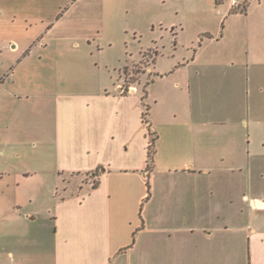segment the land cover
<instances>
[{"label":"crops","instance_id":"1","mask_svg":"<svg viewBox=\"0 0 264 264\" xmlns=\"http://www.w3.org/2000/svg\"><path fill=\"white\" fill-rule=\"evenodd\" d=\"M167 1L0 0V112L13 109L7 100L36 103L38 114L35 167L0 171V194L13 193L11 209L0 200V220L12 225L14 264H264V158L243 148L264 146V119L251 123L244 115L233 126L214 119L211 100L194 87L196 74L185 72L195 57L158 73L157 54L144 101L137 89L94 72L99 63L91 57L104 39L112 45L117 20L120 30L136 33L131 17L143 14L152 30L162 29ZM227 13L253 24H223L208 39L241 46L231 64L256 66L248 75L259 80L264 0ZM157 81L163 87L154 92ZM258 86L227 93L245 112L249 94L264 96ZM143 102L157 135L151 170ZM73 173L93 174L99 184L77 180L64 188L62 175ZM43 188L39 206L35 194Z\"/></svg>","mask_w":264,"mask_h":264},{"label":"rangeland","instance_id":"2","mask_svg":"<svg viewBox=\"0 0 264 264\" xmlns=\"http://www.w3.org/2000/svg\"><path fill=\"white\" fill-rule=\"evenodd\" d=\"M228 7L230 5L227 0L222 4H217L216 0H168L163 7L164 11L161 16L165 25L162 29L159 28L155 31L148 25L149 16L146 17L143 14L131 17L132 25L137 27L136 33L134 28H130L128 31L120 30L121 24L117 20L116 25L108 33V37L113 40L112 45H105L104 42L107 40L104 39L101 43L104 48L99 53L95 50V54L91 57L93 64L99 63L98 69H95L94 72L110 83L113 82L110 77L114 78V82L119 79V83L124 89L127 91L137 89L139 94L143 96L147 89V82L152 78L149 66L157 54L159 56L153 66L154 71L158 73L168 71L175 63L184 60L191 61L195 57L196 62L193 63L192 67H188L185 72L187 75L196 74L194 87L202 88L203 92H206L207 102L209 103L211 100L214 119H225L230 123V126L241 121L244 115L251 123L256 117L264 119V96L255 97V93L249 94L244 100L245 112H243L239 108L240 104L237 102V97H233V99L231 93H227L237 89V86L239 90L242 87H249L259 92L257 90L259 84L260 87L264 88V74L262 73L264 66H260L259 80L249 79V72H253V69H257V67L251 65L248 68L241 64L232 65L231 59H229L236 56L240 57L241 46L233 44L229 38L224 40L208 39V37H216L217 31L220 32L223 24L227 26H249L253 24L250 19L243 15H229L227 13ZM171 25L176 26L174 33L171 31ZM176 31L179 34L177 41ZM158 37L160 42L153 44V41ZM162 84L163 81H157L153 84V91L160 90L163 87ZM9 90L12 91L10 87L5 88L6 93ZM13 104L6 100L4 105L13 106V109L6 107L3 112H0V135L3 136L0 140V171L15 173L21 169L35 167L33 156L34 151L39 150V144L37 142L34 146L36 141L33 140V118L38 114L32 107L36 103ZM230 130L235 129L231 128ZM253 133H255L254 130L252 136H256ZM235 134L241 136L240 132L233 131L231 133V135ZM153 136L150 134V141ZM249 147L253 154H259L260 159L264 158L263 145H243L245 151ZM18 153L21 154V158L17 155ZM62 178L66 184L63 185L64 188H68L77 180L87 181L91 184L98 180L90 173L64 174ZM53 181H55V177ZM0 184L3 185L4 183ZM45 194L47 193L44 188L37 190L35 195L39 206L43 202ZM60 194H63V191H60ZM0 200L4 203L6 210L11 209L12 191L7 189L4 194H0ZM11 216L12 214L9 213L5 218L8 219ZM11 233L12 225L9 224V221L0 220V264H14L12 254H10V251L14 250L13 239L10 237Z\"/></svg>","mask_w":264,"mask_h":264},{"label":"trees","instance_id":"3","mask_svg":"<svg viewBox=\"0 0 264 264\" xmlns=\"http://www.w3.org/2000/svg\"><path fill=\"white\" fill-rule=\"evenodd\" d=\"M152 82V79H150L147 82V87L148 85ZM127 91V89H125ZM148 95V88L145 90L144 95L142 96V99L144 101V99L147 97ZM144 104V111H143V119L144 122L148 125L149 128V133L152 135H154L149 143V153H148V169L151 170L154 167V160H155V153H156V140H157V135L156 133L151 129V123L149 120V113H150V105L148 103L143 102ZM99 184L98 181L93 183V187H97Z\"/></svg>","mask_w":264,"mask_h":264},{"label":"built area","instance_id":"4","mask_svg":"<svg viewBox=\"0 0 264 264\" xmlns=\"http://www.w3.org/2000/svg\"><path fill=\"white\" fill-rule=\"evenodd\" d=\"M220 1H225V0H220ZM227 1L231 9L243 8L248 2V0H227Z\"/></svg>","mask_w":264,"mask_h":264}]
</instances>
